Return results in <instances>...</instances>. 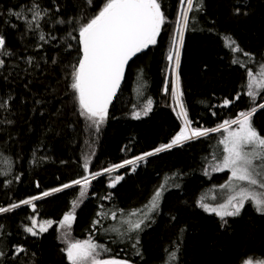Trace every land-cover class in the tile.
I'll use <instances>...</instances> for the list:
<instances>
[{"label":"trees","instance_id":"trees-1","mask_svg":"<svg viewBox=\"0 0 264 264\" xmlns=\"http://www.w3.org/2000/svg\"><path fill=\"white\" fill-rule=\"evenodd\" d=\"M180 1L160 0L169 21L175 20ZM104 3L0 0V35L5 39L0 52V207L43 197L45 191L82 179L87 176L85 163L88 171L102 172L151 152L155 154L133 170H120L123 178L114 187L109 175L92 183L76 210L75 239L96 237L101 223L111 225L112 214L144 215L160 190L156 213L141 218L145 223L139 239L114 246L110 237L102 240L115 249L109 253L112 259L133 264H240L264 257V215L253 205L230 219L200 206L211 178L217 177L209 173L213 155L217 160L221 156L217 135L155 152L182 129L165 90L172 31L160 33L156 44L137 53L98 130L80 115L70 87L73 67L82 55L79 28ZM29 9L39 16L33 19ZM229 38L240 51L227 46ZM178 71L192 128H217L264 103V90L255 103L247 95V72L258 76L264 71V0H193ZM149 100L151 110L145 115ZM252 121L264 135V108ZM79 192V187H69L37 200L35 210L20 204L1 213L0 264H70L59 242V225L73 210ZM35 215L53 223L34 236L25 229L32 227Z\"/></svg>","mask_w":264,"mask_h":264},{"label":"snow or ice","instance_id":"snow-or-ice-1","mask_svg":"<svg viewBox=\"0 0 264 264\" xmlns=\"http://www.w3.org/2000/svg\"><path fill=\"white\" fill-rule=\"evenodd\" d=\"M184 2L185 0H181L182 5ZM186 3L187 8L181 13L182 23L178 22L177 36L172 43L173 51L169 52L167 57L169 62L174 60L175 78L170 82L171 95L179 108L178 116L183 119L184 127L171 143L156 148L155 152L170 149L183 141L206 136L209 132H219L223 129L227 135L219 141L223 145L222 161L214 167V171L229 170L231 172L230 183L226 187L238 189V191L235 192V195L230 196L226 203L220 204L218 207H212L205 203H201L200 206L205 211L215 213L223 219L226 216L238 215L245 202L250 201L257 212L264 214V136H261L252 124V116L257 109L253 107L249 111H241L236 119L226 120L214 129L202 130L190 127L191 121L188 119L182 102L183 93L178 71L180 48L183 46L184 30L188 25V12L193 8V0H186ZM35 7L39 6L35 5ZM29 10L33 11V19L39 16V12L33 9ZM10 15L19 18L21 13L10 11ZM164 22L165 18L158 0H105L98 13L79 28L78 43L81 46L82 55L78 59V65L73 67L70 87L78 101L80 115L91 121L97 130L107 116L108 105L120 86L128 61L149 45L156 44V38L160 34ZM40 39L43 40L44 36L41 35ZM234 45L235 41L229 38L227 46L233 52L240 51L238 46L234 47ZM4 49L5 39L0 35V52H3ZM245 55L248 54L245 53ZM237 62V60H233V63ZM3 65L4 61L0 60V67ZM247 75L249 77L247 95L252 98V103H255L256 90H264V71L260 72L258 76H254L251 71H248ZM167 84L168 82H166V91ZM151 103L149 100L145 106V115L151 110ZM224 103L227 105L229 101L225 100ZM2 106L0 105V107ZM259 107L264 108V104ZM139 116L140 113H136L134 118L138 119ZM232 125H236V128L233 129ZM152 154L150 152L145 155ZM143 159L144 156H140L133 160H126L123 164L114 165L104 171L110 173L115 168L134 165ZM83 167L87 172L88 164L85 163ZM101 174L93 173L90 178L85 176L82 179L74 180L71 184H64L62 188H54L51 192L45 191L42 196L47 197L72 185H81L80 197H83L90 179H95L97 175ZM120 179L122 177H116V182ZM233 181L236 183H231ZM110 186L114 187L115 184ZM160 195L161 191L157 190L151 200V206L148 208L149 212L158 207ZM40 198L35 196L22 200L19 204H12L10 208L0 207V213L11 211L19 207L20 204L32 205L35 210L33 201ZM75 207L76 202L74 201L73 209ZM74 219V211L66 213L60 221L61 227L70 228ZM52 223V221H45L40 225L39 231L41 233L47 231ZM142 223L141 220L131 224L130 230L139 229ZM32 225L33 227H27L25 231L35 236L37 233L34 231L36 225L34 219ZM97 248L98 245L91 240L69 243L66 249L67 259L70 264H127L126 261L116 259H97ZM17 251H23V249H17ZM172 255L174 259L175 254ZM244 264H253V261L249 259L244 261ZM256 264H264V261H257Z\"/></svg>","mask_w":264,"mask_h":264},{"label":"rangeland","instance_id":"rangeland-1","mask_svg":"<svg viewBox=\"0 0 264 264\" xmlns=\"http://www.w3.org/2000/svg\"><path fill=\"white\" fill-rule=\"evenodd\" d=\"M158 2H160V0H158ZM186 8H187L186 0H185L183 5H182V3L180 1L179 8H178L175 20L172 22V21H169V19L164 17L165 18V22H164V24L161 27L160 33H167V32L172 31V40H171V44H170V47H169V50H168V54H169V52L173 51L172 43H173V40L177 36V29H178V26H179L178 22L182 23L181 13ZM189 12H188V14H189ZM184 33H185V30H184ZM181 53H182V47L180 48V60H181ZM173 68H174V60L172 62H169V60L167 59V69H166L167 70V77H166V81L169 83V85H167V92L170 94V97H171V99H169L170 100L169 102H170L171 108L173 110L175 109L174 112L177 115V117L179 118V120L181 121L182 128H183L184 127V121H183V119L181 117L178 116L179 108L176 106L175 101L173 100L172 95H171V83L170 82L175 78V72L173 71ZM256 91H257V94L255 96V100L260 98L261 90H256ZM182 102H183V99H182ZM262 102H264V101H262ZM183 104H184V102H183ZM262 104H264V103H262ZM256 109L257 110L255 112L260 110L261 107L258 106V107H256ZM252 124H253L254 128L258 131L257 127L255 126L254 121H252ZM190 127L192 128L191 125H190ZM232 128L235 129L236 125H232ZM258 133H259V131H258ZM212 135H217L218 138H219V141H220L221 139H223V137L225 135H227V133L224 132L223 129H221V131H219V132H209L208 135H206V136L191 138L189 140L183 141L179 145H174V146L182 147V146H185V145H187V144H189L191 142H194V141H197V140H200L202 138H206V137H209V136H212ZM261 136H264V135H261ZM220 146H221V156H219V158L217 160L216 159V155L214 154L213 155L214 161L209 166V173L210 174H216L217 177L216 178H214V177L211 178L212 179V183H211V185L209 187L210 189L206 192L207 198L203 202V203L208 204V205H210L212 207H218L220 204L226 203L228 198L230 196H232V195H235V192L238 191V189L234 190L233 188L226 187V185H228L230 183L231 172L229 170L226 169L224 171H214V167L222 161L223 145L220 144ZM87 160H89V158H87ZM140 161H138L134 165H125L124 167L115 168V170L110 172V173L106 172V171L94 172V173H102V174L101 175H97L95 179H90V183H89L88 187L85 189V195L83 197H80V192H79V198L76 201V207L72 210V211H74V216L76 217L77 208L80 207V205L86 200V198L89 195V191H90L91 185L97 178H99L101 176H104V175H109V176H111L110 177L111 178L110 185L113 184V183L116 185L122 180V179H120L118 182H116V177H122L123 178V175L120 174V170H122L124 168H128L130 170H133L134 168L137 167V165L140 164ZM92 174H93L92 172L87 171V176L89 178L91 177ZM231 183L235 184L236 182L233 181ZM75 186L79 187V189L81 191V187H82L81 185H72L71 187H75ZM256 190L257 191H261L260 189H256ZM41 198H43V197H41ZM37 200H39V199H37ZM37 200H34L33 203L35 204V202ZM158 204H159V202H158ZM250 204L252 205V203L250 201L245 202L244 207L241 209V211L244 210L245 207L247 205H250ZM29 206H30L31 210H33L32 205H29ZM35 209H36V207H35ZM156 211H157V207L155 208V210L153 212L150 211V212L145 213L144 215L140 214L139 212L135 213V215H122V214L115 215L114 214V218H113V214H112L111 217H109L110 220H111V225L110 224L101 223L98 226L99 230L96 231V233H95L96 237L91 238V239H83V240L75 239L73 237V235H72V232H73L72 226H73V223L75 221V219H74L73 222L71 223V227L70 228L67 227V226L61 227V225H59V242L61 244L62 250L66 253V249H67L69 243H74L76 241L91 240L95 244L98 245V248H97V252H98L97 259H110L111 256H110L109 253L115 251V249L113 247H109V246L105 245L102 242V240L104 238H106V237H110L109 240L111 241L112 245L114 246V245H117L118 243L127 244L129 241H132L133 238H136V237L139 239L140 230L142 229V227H143L145 222H143L141 224L139 229H133V230H130L131 229V224H133L135 222H138V221H141L142 216L151 217L152 215H154L156 213ZM241 211H240V213H241ZM210 213L213 214V215H216L215 213H212V212H210ZM218 217L221 218L220 216H218ZM232 217L233 216H226L223 219H230ZM33 219L36 221V225L34 226V231H36V233H38V232H40L39 231L40 225L43 224L44 222H42L39 219L38 215H35ZM129 220H133V222L130 224ZM32 227H33V225H32ZM65 233H67V235H65ZM251 260L253 261V264H256L257 261H264V257H259L258 259H251ZM240 264H244V263H240Z\"/></svg>","mask_w":264,"mask_h":264},{"label":"water","instance_id":"water-1","mask_svg":"<svg viewBox=\"0 0 264 264\" xmlns=\"http://www.w3.org/2000/svg\"><path fill=\"white\" fill-rule=\"evenodd\" d=\"M136 55H137V54H136ZM136 55H135V56H136ZM135 56H133V57L128 61L127 65L125 66V69H124V75H123V78H122V80H121V82H120V86H119V88L117 89L116 94L113 96V98H112V100H111V103L108 105V109H109L110 106L114 103V101L116 100L117 96L119 95V93H120V91H121V89H122V86H123V84L125 83V80H126V77H127V73H128V69H129V65H130V63L133 61V59L135 58ZM121 261H124V260H121ZM126 262H127V264H133V263H131V262H129V261H126Z\"/></svg>","mask_w":264,"mask_h":264},{"label":"bare ground","instance_id":"bare-ground-1","mask_svg":"<svg viewBox=\"0 0 264 264\" xmlns=\"http://www.w3.org/2000/svg\"><path fill=\"white\" fill-rule=\"evenodd\" d=\"M153 155V154H152ZM152 155H147V156H144V159H146V158H148V157H150V156H152ZM142 161V160H141ZM56 192H54V193H52L51 195H53V194H55ZM42 199V198H41ZM34 218V217H33ZM32 218V219H33Z\"/></svg>","mask_w":264,"mask_h":264}]
</instances>
